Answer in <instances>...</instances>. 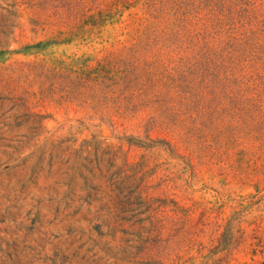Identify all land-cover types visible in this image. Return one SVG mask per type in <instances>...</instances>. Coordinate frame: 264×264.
Segmentation results:
<instances>
[{"label":"rangeland","instance_id":"rangeland-1","mask_svg":"<svg viewBox=\"0 0 264 264\" xmlns=\"http://www.w3.org/2000/svg\"><path fill=\"white\" fill-rule=\"evenodd\" d=\"M99 1L0 0V264H133L150 216L144 197L166 199L168 211L172 200L196 208L195 222L205 220L196 264L225 256L222 233L240 217L264 244L262 100L236 142L196 154L191 168L170 163L162 144L148 152L147 134L135 122L116 130L112 103L82 105L75 77L31 72L30 63L43 67L111 50L117 27L87 18ZM249 253L239 246L232 264L251 262Z\"/></svg>","mask_w":264,"mask_h":264},{"label":"trees","instance_id":"trees-1","mask_svg":"<svg viewBox=\"0 0 264 264\" xmlns=\"http://www.w3.org/2000/svg\"><path fill=\"white\" fill-rule=\"evenodd\" d=\"M95 8L87 18L97 15L96 26L111 22L119 31L111 50L43 67L30 63L32 73L75 77L82 105L112 103L116 130L135 122L147 134L148 152L162 144L170 163L191 168L196 154H215L224 140L237 141L242 126L253 125L257 103L264 102V0H101ZM155 133L163 140L153 139ZM142 206L150 216L131 263L196 264L193 253L203 251L205 235V220H194L196 208L172 200L168 211L166 199L147 197ZM248 222L228 221L225 256L200 264H232L239 246L252 254L245 264H264L255 259L264 244L248 234Z\"/></svg>","mask_w":264,"mask_h":264}]
</instances>
